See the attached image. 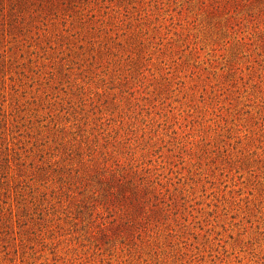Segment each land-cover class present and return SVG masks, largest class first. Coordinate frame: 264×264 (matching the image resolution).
Here are the masks:
<instances>
[{"label": "rangeland", "instance_id": "rangeland-1", "mask_svg": "<svg viewBox=\"0 0 264 264\" xmlns=\"http://www.w3.org/2000/svg\"><path fill=\"white\" fill-rule=\"evenodd\" d=\"M245 2L197 0L210 24ZM191 5L0 0V264H243L264 239V34L194 64Z\"/></svg>", "mask_w": 264, "mask_h": 264}, {"label": "clouds", "instance_id": "clouds-1", "mask_svg": "<svg viewBox=\"0 0 264 264\" xmlns=\"http://www.w3.org/2000/svg\"><path fill=\"white\" fill-rule=\"evenodd\" d=\"M205 10L192 0L188 8L182 32L188 42L189 54L197 65L219 66L230 56L232 47L241 46L244 55L255 52L256 42L264 34V0H252L234 8L228 19L221 24H210ZM223 33V36L219 35ZM245 95L244 101L246 102ZM264 231V229H261ZM247 239L237 255L243 264H264V239L251 230L245 233Z\"/></svg>", "mask_w": 264, "mask_h": 264}]
</instances>
